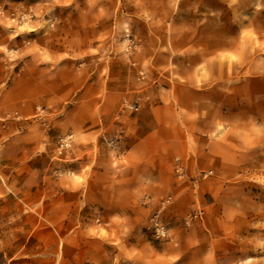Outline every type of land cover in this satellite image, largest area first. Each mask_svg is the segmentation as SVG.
<instances>
[{"label":"rangeland","instance_id":"1","mask_svg":"<svg viewBox=\"0 0 264 264\" xmlns=\"http://www.w3.org/2000/svg\"><path fill=\"white\" fill-rule=\"evenodd\" d=\"M165 104L223 166L132 173L120 135ZM0 264H264V0H0Z\"/></svg>","mask_w":264,"mask_h":264},{"label":"crops","instance_id":"2","mask_svg":"<svg viewBox=\"0 0 264 264\" xmlns=\"http://www.w3.org/2000/svg\"><path fill=\"white\" fill-rule=\"evenodd\" d=\"M178 102L180 106L188 109L189 101L181 99ZM173 110L174 107L167 104L158 105L154 108L152 116H141L134 120L136 127L133 134L120 135L124 155L135 158L131 164L137 165L133 172L131 168L125 166L124 184H128V173L131 172L150 175V186L159 185L161 181L168 182L171 177V165L177 159L180 160L179 166L185 174L197 172L203 162L213 161L216 165L223 166L221 159L217 156H225V154L222 153V142L217 138L205 139L204 148L197 149V154H192L187 150L189 148L187 134L190 129L182 127V121L175 119ZM182 120L184 124L189 123L185 121V117ZM124 126H127L126 123ZM208 129L210 131L209 127ZM123 131L128 130L125 128ZM217 147L221 150L220 154L217 152ZM47 189L45 210L50 215L49 219L57 221L75 218L84 200L83 186L67 178L64 181L51 180Z\"/></svg>","mask_w":264,"mask_h":264}]
</instances>
